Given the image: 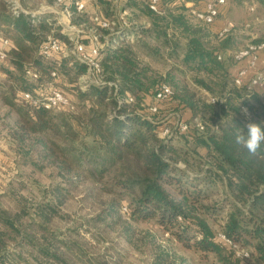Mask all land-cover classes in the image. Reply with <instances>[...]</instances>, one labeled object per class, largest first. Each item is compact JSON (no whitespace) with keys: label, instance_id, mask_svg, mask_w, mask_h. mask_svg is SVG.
I'll use <instances>...</instances> for the list:
<instances>
[{"label":"trees","instance_id":"obj_1","mask_svg":"<svg viewBox=\"0 0 264 264\" xmlns=\"http://www.w3.org/2000/svg\"><path fill=\"white\" fill-rule=\"evenodd\" d=\"M20 1L23 7L18 6V0H0V36L10 40L8 56L0 60L10 65L0 63V71L11 81V87L0 83V99L18 115L14 124H9L11 137L19 145L26 136L37 135L34 147L40 144L43 156L57 164L61 182L47 189L45 203L25 207V214L31 217L27 223L19 214L10 216L0 209V264H33L32 260L36 264H71L76 258L85 261L86 251L77 250L73 240L60 238L50 222L66 198L86 181L115 195L108 204L111 209L128 199L133 217L154 219L165 233L198 252L205 261L212 256L211 263L244 264L236 245L248 250L255 263L264 264V159L250 156L234 141L236 127L248 122L264 126V90L250 89L247 84L237 86L232 67L225 63L227 58H219L221 51L231 45V35L213 45V33L208 27L212 25L196 20L185 4L178 6L164 0L159 12L151 9L147 0H126L136 18L145 22L130 27L118 19L115 0H97L106 17L96 23L100 29L97 32L105 31L99 35L103 43L100 78L104 83L89 82L81 88L79 83L88 67L73 51H62L54 58L41 53L49 34L68 49L73 46L70 36L61 30L53 15L35 13L25 0ZM257 1L264 7V0ZM71 2L66 3L74 22L88 20V8L78 11ZM103 21L109 25L105 27ZM164 51L181 58L180 63L188 69L181 72H192L196 84L222 101L203 102L198 91H190L171 71L163 78L140 56L146 52L161 57ZM28 68L39 77L28 75ZM165 81L171 83L174 94L159 103L160 109L163 103L166 106L177 101V106L190 108L194 116L198 108L210 116L213 124L206 122L204 131L176 130L187 141L205 148L204 155L194 154H198L200 162L209 160L207 174L178 165L180 159L189 166L190 163L180 155L179 148L160 136L165 123L140 111ZM49 86L62 90L72 101L76 98L75 104L86 110L88 115L80 128L64 110L33 107L21 98L24 91L37 94V90ZM244 107L248 108L247 115ZM182 152L189 153L185 149ZM216 192L227 196L230 209L224 210L220 225L232 244L218 235L210 221L223 211V204L205 203ZM26 244L30 249L24 251Z\"/></svg>","mask_w":264,"mask_h":264},{"label":"rangeland","instance_id":"obj_2","mask_svg":"<svg viewBox=\"0 0 264 264\" xmlns=\"http://www.w3.org/2000/svg\"><path fill=\"white\" fill-rule=\"evenodd\" d=\"M68 1L25 0V3L36 13L40 12V14L44 15H53L56 19L61 16L62 23L75 24L82 31L80 33L81 36L95 34L101 36L105 32L98 31V33L96 31L98 29L97 21L105 17V15L102 16L100 12L91 10L92 4L89 2L94 0H89V4L87 0L85 1L90 16L82 24H76L74 22L70 8L71 15L67 14L66 6L68 4L66 2ZM252 2L257 5L255 14L248 11V5ZM17 3L18 6L23 7L21 2ZM121 7L123 6L120 4L116 11L118 12ZM51 8L53 11H51ZM131 13L135 21L126 19L125 22L127 25L130 27L145 25L144 19H137L134 12L132 11ZM131 13L128 10V14L126 15L131 16ZM125 17L123 15L120 19ZM246 19L252 23L248 28H244L243 26ZM120 21L125 25L124 20ZM217 21H231L235 23V28L228 34L233 38L230 43L231 45L224 48L220 53L221 60L227 58L225 63L226 65L230 64L232 68L238 65L235 62L236 60L234 61L235 51L248 43L264 39V7L256 0H229L226 12ZM131 22H133L132 25ZM208 27L212 32V26ZM67 33L69 35L77 34L73 30ZM178 39L182 44L184 43L179 37ZM210 39L213 45H216L220 41V37L215 34H212ZM84 42L87 47L91 46V41L88 38ZM71 51L74 53L73 46L69 47V49L66 45L64 46L63 52L65 54H70ZM140 56L145 63L153 66L163 78L171 71L176 79L182 82V85L190 88V91H198L203 98V102L210 103L208 102L209 96L220 97L196 84L193 81L192 72H181V70H188L186 66L180 63L179 59L181 58L170 56L166 53L162 54L161 57H153L146 52H142ZM0 63L10 65L8 61ZM262 63V67H264V62ZM95 80L96 78L93 75L89 76L86 73L83 75L79 87L85 88L86 84L95 82ZM0 83L5 85V87H11V81L3 71H0ZM167 83L171 84L170 82ZM75 102H77L76 98L71 101V104L63 112L78 129L82 125L81 121L87 118L86 115L88 113L85 109L78 107ZM153 102L154 98L152 99L151 96L148 97L146 101L148 104H145L140 111L152 119L159 121L161 124L165 123V126H169L172 131L175 129V123L180 115L184 117L190 116L192 118L199 117L205 124L206 122L213 124L209 120L210 116L208 112L201 111V108H198L196 112L198 115L194 116L190 108L177 106L175 104L177 101L173 102L172 105L169 104L166 106L163 103L162 108H159V111L153 114L148 109V105ZM16 118H18L16 111L12 110L0 99V143H2L0 144V209L7 211L10 216L19 214L22 221L27 223L31 217L25 214V207L45 203L46 198H44V194L47 189L53 185H57L61 180L59 178L58 166L53 162V159L43 156V152H41L43 149L40 144L34 147L35 137H38L37 135L31 134L26 136L20 141L19 145L11 137L9 124H14L13 121ZM192 131L197 132L195 129ZM82 134L84 133L82 132ZM161 137L179 148L180 155L187 158L190 163L189 166L180 159L177 162L178 165L190 167V169L194 167L200 170L202 175L207 174V170L211 165L209 160L204 159L203 162H200L197 156L198 154H194L198 152L200 153L199 155H204L206 152L205 148L202 146L198 147L195 143L187 141V138L181 133L176 132V130L172 135ZM58 139L63 142L62 138ZM184 149L189 151V153L182 152ZM99 187L101 186L91 181L84 182L78 189L73 191L71 197L66 198L63 205H61L59 214L54 216L50 222V226L55 231L57 230L56 233L59 234L58 236L60 238L73 240L77 244V250L83 249L86 251L85 256L83 255L86 262L76 258L74 262L72 260L70 261L71 264H93V262L96 264H177L179 262L182 264H219L210 262L213 260L212 256H210V260L205 261L204 257L198 252L186 248L172 234H166L154 222V219L142 221L136 216L133 217L130 214L131 206L128 199L121 200L115 210L111 209L108 204L115 195L101 191ZM216 193L212 200H206L205 203H209L211 206H220L223 204V211L217 213V216L210 218L213 228L220 235V233H223L220 221L223 220L222 217L226 214L225 211L230 209V206L227 204L228 200L226 195ZM37 219H40L38 215ZM62 230L64 232L71 231V234H61ZM73 230L74 232L72 233ZM27 249H30L28 244L23 247L24 251ZM166 255H168V258L165 257ZM243 262L244 264H257L250 256L244 258ZM32 263L36 264L34 260H32Z\"/></svg>","mask_w":264,"mask_h":264},{"label":"built area","instance_id":"obj_3","mask_svg":"<svg viewBox=\"0 0 264 264\" xmlns=\"http://www.w3.org/2000/svg\"><path fill=\"white\" fill-rule=\"evenodd\" d=\"M59 2L63 0H57ZM151 9L161 12L162 2L164 0H147ZM168 3H176L180 6L185 4L189 8V13L196 19L203 23L213 25L217 19L226 12L228 7L229 0H199V3L204 2L201 6L195 4L194 1L187 0H166ZM71 3H74L78 11H83L86 8L85 0H72ZM257 5L252 2L248 5V11L251 13H256ZM67 14L71 15L69 5L66 6ZM36 13V12H35ZM68 25V24H67ZM103 25L106 27L109 25V22L103 21ZM244 28L251 26L249 20H245L243 24ZM70 28H75L74 25H70ZM235 28V23L227 21L225 26L218 31V37L222 38L225 35L229 34L230 31ZM76 29V28H75ZM78 29V28H77ZM78 34H70V38L73 41V49L76 57L84 62L88 67L87 75H93L96 78L95 82L101 84L104 83L100 78L102 72L101 65V48L102 43L100 42L99 34L95 35H86L81 36V30L78 29ZM88 38L91 41V46L87 47L84 42ZM10 46V40L8 38L0 36V60H5L8 56V47ZM63 43L53 34H49L47 39L42 43L41 53L46 58L57 57L63 51ZM264 51V40L261 42H252L248 43L245 46L240 47L235 51L234 58L237 63L240 64L238 67L235 76L234 82L237 86H242L247 84L250 89L253 90H264V68H259L261 62V55ZM219 58L221 56L219 55ZM246 61V63H242ZM28 75L38 78L39 74L36 73L32 68L27 69ZM56 73L53 72V75ZM174 94V88L169 83H162L160 87L156 90L154 95V102L149 104V111L151 113H157L159 111V103L163 100L170 98ZM22 100H25L29 105L37 108H46L54 110H64L69 104H71L70 97L64 93L62 90L49 86L46 89L37 90V94L31 91H24L21 95ZM264 99V94H263ZM129 100H133V97H130ZM222 99L216 96H209L208 102L218 103ZM248 111L247 107L243 108ZM180 130L181 132H193L192 130L204 131L206 129V124L199 119V117H194L192 120H184L178 118L175 123V129H172L169 126H165L161 131L160 135L167 137L172 135L175 130ZM222 239L232 244V241L227 238L224 233L219 235ZM236 252L240 257L247 258L250 256V252L246 249H240L236 245Z\"/></svg>","mask_w":264,"mask_h":264},{"label":"clouds","instance_id":"obj_4","mask_svg":"<svg viewBox=\"0 0 264 264\" xmlns=\"http://www.w3.org/2000/svg\"><path fill=\"white\" fill-rule=\"evenodd\" d=\"M247 115V110L245 109ZM235 143L257 159H264V126L261 123L248 122L234 131Z\"/></svg>","mask_w":264,"mask_h":264},{"label":"crops","instance_id":"obj_5","mask_svg":"<svg viewBox=\"0 0 264 264\" xmlns=\"http://www.w3.org/2000/svg\"><path fill=\"white\" fill-rule=\"evenodd\" d=\"M86 1V0H85ZM257 1V0H256ZM18 2H21L20 0H18ZM89 2V0H87V3ZM89 3H91L92 5H91V10H94L95 12L96 11H98V12H100L101 13V15L102 16H104L103 15V12H102V8L100 7V4L98 3V1L97 0H94V1H92V2H89ZM88 3V4H89ZM117 3V4H116ZM43 4V3H42ZM115 6H116V10L119 8V6H120V4H121V6H123V7H121V9L117 12L118 13V19H120L121 18V16H126L125 18H122V19H120V20H124V21H126V19H129V17L130 16H128V15H126V14H128V10H130V13L132 12V9L131 8H128L127 6H126V0H115ZM260 5L262 6V4L260 3ZM88 7V6H87ZM52 9V8H51ZM50 9V10H51ZM51 11H53V9L51 10ZM37 13H40V12H37ZM131 16H132V13L130 14ZM62 18H61V16H60V18H58L57 19V22H58V24L59 25H61V30L64 32V33H66V34H68L69 35V33H67V32H69V31H71V30H73V32L74 33H77L78 34V27H76L75 26V24H70V25H74V27L76 28H70L69 27V24L67 25V23H62ZM133 24V22H131V25ZM225 24H226V21H224V22H218V21H216L213 25H212V32H213V34H217L218 33V31H220V29L222 28V27H224L225 26ZM252 24V23H251ZM129 26V25H128ZM78 28V29H77ZM261 61L262 62H264V51L262 52V55H261ZM262 62H260V64H259V68H261V69H263L264 67H262L263 66V63ZM242 63H246V61H244V62H242ZM238 67H240V64L238 63V65L236 66V67H234V68H232L233 69V72H234V74L236 73V71H237V69H238ZM248 112V111H247ZM0 144H2V143H0ZM167 234V233H166Z\"/></svg>","mask_w":264,"mask_h":264}]
</instances>
